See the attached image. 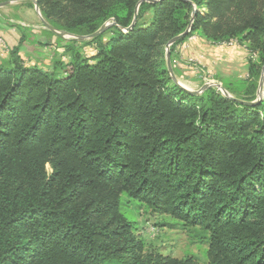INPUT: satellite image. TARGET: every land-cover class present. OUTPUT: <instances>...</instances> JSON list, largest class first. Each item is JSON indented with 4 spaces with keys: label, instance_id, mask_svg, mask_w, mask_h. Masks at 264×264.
<instances>
[{
    "label": "trees",
    "instance_id": "obj_1",
    "mask_svg": "<svg viewBox=\"0 0 264 264\" xmlns=\"http://www.w3.org/2000/svg\"><path fill=\"white\" fill-rule=\"evenodd\" d=\"M36 3L69 61L0 63V264H264V0ZM182 33L175 74L193 36L247 49L233 98L173 80ZM125 200L201 229L207 261L147 252Z\"/></svg>",
    "mask_w": 264,
    "mask_h": 264
},
{
    "label": "rangeland",
    "instance_id": "obj_2",
    "mask_svg": "<svg viewBox=\"0 0 264 264\" xmlns=\"http://www.w3.org/2000/svg\"><path fill=\"white\" fill-rule=\"evenodd\" d=\"M30 2L17 0L0 9V23L14 38L13 48H9L6 60L13 59V54H17L15 57H23L28 63L44 68H51L56 59L68 62L64 43L46 31L48 29L41 11L38 12L35 3L32 6ZM23 29L27 30L26 37L21 36ZM71 37L70 34L65 35L67 39ZM94 49V45L82 47L89 56ZM176 50L173 56L176 78L191 90L200 91L209 82L237 84L248 76L250 54L240 44H212L193 36ZM124 212L135 222L136 233L144 239L147 252L162 253L178 259L193 256L202 262L207 261L208 243L198 227L187 226L167 215L150 214L142 204L131 200H125Z\"/></svg>",
    "mask_w": 264,
    "mask_h": 264
},
{
    "label": "water",
    "instance_id": "obj_3",
    "mask_svg": "<svg viewBox=\"0 0 264 264\" xmlns=\"http://www.w3.org/2000/svg\"><path fill=\"white\" fill-rule=\"evenodd\" d=\"M151 2L155 1V0H149ZM34 3H35V9L40 12V9H39V6L37 5L36 3V0H34ZM135 20H136V17H135ZM135 23V22H134ZM133 23V25H134ZM44 24L46 26V28L50 29V30H53L54 32L60 34V35H63L61 32L59 31H56L55 29H53V27H51L49 25V23H47L45 20H44ZM110 25V23H106L103 27H101L97 32H95L94 34H91L89 36H81V37H75V38H80L82 40L84 39H90V38H93L99 34H101L108 26ZM190 29H188L186 32H189ZM185 35V33H182L180 34L179 36L171 39L167 45V65H168V70L171 74V76L173 77V80L175 82H177L179 85H181L183 88L187 89L188 91H190L191 93H194V94H200L203 92V90H205L206 88L212 86V87H215L217 88L218 90L222 91V93L224 95H227L229 97H232L231 94L223 87V85L221 83H218V82H209V83H206L202 89L200 91H195V90H191V89H188L186 88L177 78H176V75H175V72H174V68H173V65H172V62H171V56H170V47L176 43L179 39H181L183 36ZM65 36V35H64ZM264 94V73H263V77L261 78V81H260V85H259V89H258V97L259 99L262 98Z\"/></svg>",
    "mask_w": 264,
    "mask_h": 264
},
{
    "label": "crops",
    "instance_id": "obj_4",
    "mask_svg": "<svg viewBox=\"0 0 264 264\" xmlns=\"http://www.w3.org/2000/svg\"><path fill=\"white\" fill-rule=\"evenodd\" d=\"M16 1L17 0H11V1L6 0V1L0 2V9L4 6L10 5ZM3 28H4V26L1 24L0 25V38L3 39L4 44H0V63L7 59V57H8L7 54L9 53V50H10L9 48H13V43H14V38H11V32L8 30H5ZM26 33H27V30L23 29V33L21 36L26 37V35H27ZM195 38H199V40H202V41H207V40H205L199 36H195ZM20 39H21V37H20ZM15 44H16V42H15ZM4 48H5V50H4ZM2 59H4V60H2ZM188 89H191V88H188Z\"/></svg>",
    "mask_w": 264,
    "mask_h": 264
},
{
    "label": "built area",
    "instance_id": "obj_5",
    "mask_svg": "<svg viewBox=\"0 0 264 264\" xmlns=\"http://www.w3.org/2000/svg\"><path fill=\"white\" fill-rule=\"evenodd\" d=\"M0 44H4V42H3V39L2 38H0ZM227 44H229V45H235V44H238L237 43V41L236 40H231L230 42H228Z\"/></svg>",
    "mask_w": 264,
    "mask_h": 264
}]
</instances>
